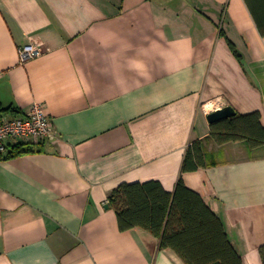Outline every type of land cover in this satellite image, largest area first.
Wrapping results in <instances>:
<instances>
[{
    "label": "crops",
    "instance_id": "crops-1",
    "mask_svg": "<svg viewBox=\"0 0 264 264\" xmlns=\"http://www.w3.org/2000/svg\"><path fill=\"white\" fill-rule=\"evenodd\" d=\"M31 43L42 52L23 64ZM34 104L55 136L5 160L24 142L11 139L0 159V264H185L122 232L108 203L124 183L172 193L181 175L244 264H263L264 148L205 140L226 106L264 126V37L245 0H0V115ZM196 141L207 166L182 174Z\"/></svg>",
    "mask_w": 264,
    "mask_h": 264
},
{
    "label": "trees",
    "instance_id": "trees-1",
    "mask_svg": "<svg viewBox=\"0 0 264 264\" xmlns=\"http://www.w3.org/2000/svg\"><path fill=\"white\" fill-rule=\"evenodd\" d=\"M262 37H264V0H245ZM234 55L243 62L235 45L228 41ZM205 139L218 146L245 143L251 150L264 148L261 114H239L210 125ZM36 145L22 142L11 147L5 160L35 153ZM203 141L189 146L182 174L205 168ZM122 232L135 228L160 240L162 250L174 251L185 264H244L235 249L222 219L195 191L179 178L175 190L166 191L159 181L124 183L108 198ZM264 264V245L259 250Z\"/></svg>",
    "mask_w": 264,
    "mask_h": 264
},
{
    "label": "built area",
    "instance_id": "built-area-1",
    "mask_svg": "<svg viewBox=\"0 0 264 264\" xmlns=\"http://www.w3.org/2000/svg\"><path fill=\"white\" fill-rule=\"evenodd\" d=\"M19 52L20 62L24 64L39 56L42 47L31 43L20 48ZM54 136L53 122L41 104H34L30 112L23 117L0 115V159L6 154L7 143L11 139L39 145Z\"/></svg>",
    "mask_w": 264,
    "mask_h": 264
},
{
    "label": "water",
    "instance_id": "water-1",
    "mask_svg": "<svg viewBox=\"0 0 264 264\" xmlns=\"http://www.w3.org/2000/svg\"><path fill=\"white\" fill-rule=\"evenodd\" d=\"M237 112L232 106H226L218 109L217 111L211 113L208 116V121L211 124H215L225 119L232 118L236 116Z\"/></svg>",
    "mask_w": 264,
    "mask_h": 264
},
{
    "label": "rangeland",
    "instance_id": "rangeland-1",
    "mask_svg": "<svg viewBox=\"0 0 264 264\" xmlns=\"http://www.w3.org/2000/svg\"><path fill=\"white\" fill-rule=\"evenodd\" d=\"M216 159H217V160H223V159H224V156H223V155H221V156H217Z\"/></svg>",
    "mask_w": 264,
    "mask_h": 264
}]
</instances>
